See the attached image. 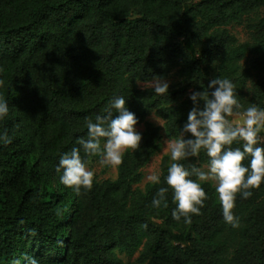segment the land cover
Returning <instances> with one entry per match:
<instances>
[{
    "label": "trees",
    "instance_id": "1",
    "mask_svg": "<svg viewBox=\"0 0 264 264\" xmlns=\"http://www.w3.org/2000/svg\"><path fill=\"white\" fill-rule=\"evenodd\" d=\"M255 16L240 42L229 27ZM172 69L181 82L168 93L138 87ZM216 77L233 82L240 112L264 107V0H0V96L9 103L0 132L12 141L0 144V264H128L119 254L141 247L139 264H264V181L247 199L236 194V228L208 181H199L200 214L190 224L172 218L170 155L159 183L134 188L161 147L149 111L179 138L190 93L208 92ZM118 95L145 126L140 145L125 151L115 180L76 193L55 167ZM81 156L88 165L99 155ZM180 163L201 170L208 157ZM160 187L168 206L157 209Z\"/></svg>",
    "mask_w": 264,
    "mask_h": 264
},
{
    "label": "clouds",
    "instance_id": "2",
    "mask_svg": "<svg viewBox=\"0 0 264 264\" xmlns=\"http://www.w3.org/2000/svg\"><path fill=\"white\" fill-rule=\"evenodd\" d=\"M157 95L168 93L169 81L163 77L148 82ZM209 91H193L189 99L193 107L188 112L179 138L169 141L170 159L173 161L167 169L166 184L172 189V199L176 207L172 209V218L186 224L191 223L190 214H200L207 198L199 181H216V192L222 207L225 223L233 228L239 226V217L233 213L236 194L247 199L251 189L264 181V146L260 145L259 134L264 131V107L251 105L240 112L242 105L234 94V84L228 78H212L207 85ZM203 107H200V101ZM95 121L86 120V137H79L70 151L63 153L55 167L60 173V182L71 187L76 193L81 188L91 189L94 172L87 167V161L81 156L99 155L101 162L110 166H119L128 149L139 147L142 134L136 129V114L126 107L122 95L114 96ZM9 113V103L0 96V120ZM115 113V114H114ZM238 116V119H230ZM103 140V143H102ZM7 132H0V144H10ZM234 142H242V147H230ZM208 157L207 171L193 167L186 168L181 160L196 157L201 151ZM195 175L198 179H191ZM147 180L160 182L158 174H150ZM168 188H158L151 201L154 208L167 207ZM146 228L147 225H144ZM18 264V261L14 262ZM30 264H37L35 259Z\"/></svg>",
    "mask_w": 264,
    "mask_h": 264
},
{
    "label": "rangeland",
    "instance_id": "3",
    "mask_svg": "<svg viewBox=\"0 0 264 264\" xmlns=\"http://www.w3.org/2000/svg\"><path fill=\"white\" fill-rule=\"evenodd\" d=\"M200 1V0H195ZM257 19V16L254 18L248 19L243 21L242 23H233L229 27L230 31L237 36V38L240 40V42H246L249 40V33L246 28V24L248 21H255ZM169 81V84L175 85L181 82V78L179 77L177 70L172 69L168 73V75L165 77ZM148 83H139L138 87L141 89L150 88L147 86ZM238 116L231 117L230 119H238ZM147 122H150L154 124L155 126H158L161 128V135L162 138L160 140V149L159 151L152 157L148 165L143 169V180L140 184L135 185L134 188L145 191V187L147 183H153L147 180V176L150 174H158L161 176V163L164 156L170 155V148H169V141H172L166 136L165 128H164V120L160 119L155 115L154 111H149V114L146 118ZM136 129L142 133L145 129L144 125L136 127ZM260 145L264 146V131L263 134L260 135ZM87 167L94 172V179H96L99 182H102L104 180H115L117 178L118 173V166H110L107 164H104L101 162L100 156L96 157L94 160H92ZM202 171H207V165H203L201 168ZM208 182H211L216 187V181L212 179H208ZM142 247L139 248L133 255L129 256L126 254H119V257L128 264H139V258L141 256Z\"/></svg>",
    "mask_w": 264,
    "mask_h": 264
}]
</instances>
